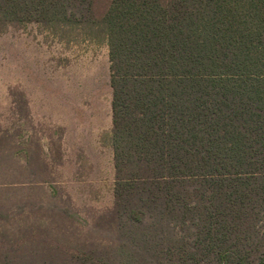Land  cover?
<instances>
[{"label":"trees","instance_id":"obj_1","mask_svg":"<svg viewBox=\"0 0 264 264\" xmlns=\"http://www.w3.org/2000/svg\"><path fill=\"white\" fill-rule=\"evenodd\" d=\"M96 1L0 0L109 45L117 241L69 263L264 264V0Z\"/></svg>","mask_w":264,"mask_h":264},{"label":"rangeland","instance_id":"obj_2","mask_svg":"<svg viewBox=\"0 0 264 264\" xmlns=\"http://www.w3.org/2000/svg\"><path fill=\"white\" fill-rule=\"evenodd\" d=\"M76 33L0 23V264L117 241L109 45Z\"/></svg>","mask_w":264,"mask_h":264},{"label":"crops","instance_id":"obj_3","mask_svg":"<svg viewBox=\"0 0 264 264\" xmlns=\"http://www.w3.org/2000/svg\"><path fill=\"white\" fill-rule=\"evenodd\" d=\"M77 29V35H82V36H84V39H85V37H86V35H85V33H84V31L81 29V28H76ZM90 39H88V38H86V40H84V42H83V44H86L85 43V41L86 42H88ZM105 41V40H104ZM103 41V42H104ZM71 42H73V41H71ZM94 43H95V41H93ZM113 122V121H112Z\"/></svg>","mask_w":264,"mask_h":264}]
</instances>
